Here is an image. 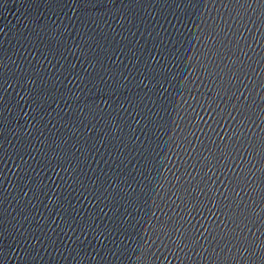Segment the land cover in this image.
I'll return each mask as SVG.
<instances>
[{
    "label": "water",
    "instance_id": "1",
    "mask_svg": "<svg viewBox=\"0 0 264 264\" xmlns=\"http://www.w3.org/2000/svg\"><path fill=\"white\" fill-rule=\"evenodd\" d=\"M0 264H264V0H0Z\"/></svg>",
    "mask_w": 264,
    "mask_h": 264
}]
</instances>
